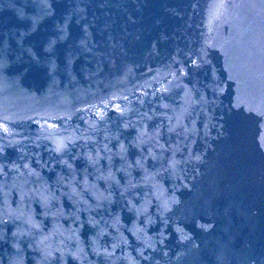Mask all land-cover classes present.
<instances>
[{
  "label": "water",
  "instance_id": "water-1",
  "mask_svg": "<svg viewBox=\"0 0 264 264\" xmlns=\"http://www.w3.org/2000/svg\"><path fill=\"white\" fill-rule=\"evenodd\" d=\"M0 264H264V0H0Z\"/></svg>",
  "mask_w": 264,
  "mask_h": 264
}]
</instances>
